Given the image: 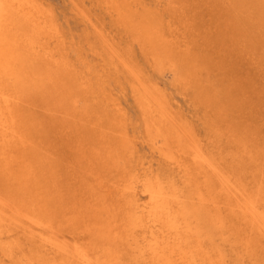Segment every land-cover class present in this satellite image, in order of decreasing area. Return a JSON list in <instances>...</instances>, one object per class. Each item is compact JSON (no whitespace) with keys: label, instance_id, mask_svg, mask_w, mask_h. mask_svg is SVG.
<instances>
[{"label":"bare ground","instance_id":"obj_1","mask_svg":"<svg viewBox=\"0 0 264 264\" xmlns=\"http://www.w3.org/2000/svg\"><path fill=\"white\" fill-rule=\"evenodd\" d=\"M0 264H264V0H0Z\"/></svg>","mask_w":264,"mask_h":264},{"label":"rangeland","instance_id":"obj_2","mask_svg":"<svg viewBox=\"0 0 264 264\" xmlns=\"http://www.w3.org/2000/svg\"><path fill=\"white\" fill-rule=\"evenodd\" d=\"M49 1H51L52 3L60 2V0H49ZM163 79H164V81H165L169 86H171V85H170V83H171V81H172L171 76L166 75V76H164Z\"/></svg>","mask_w":264,"mask_h":264}]
</instances>
